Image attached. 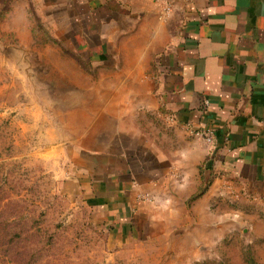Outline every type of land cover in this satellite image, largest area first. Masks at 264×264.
<instances>
[{"label": "crops", "instance_id": "1", "mask_svg": "<svg viewBox=\"0 0 264 264\" xmlns=\"http://www.w3.org/2000/svg\"><path fill=\"white\" fill-rule=\"evenodd\" d=\"M77 1L88 30L136 32L110 47L138 49L116 75L124 87L110 89L76 146L80 182L96 186L98 201L106 191L119 207L124 197L140 218L153 209L135 200L138 191L168 198L169 223H180L189 200L193 226L263 231L264 0H173L163 18L153 0ZM186 124L211 129L214 148Z\"/></svg>", "mask_w": 264, "mask_h": 264}, {"label": "rangeland", "instance_id": "2", "mask_svg": "<svg viewBox=\"0 0 264 264\" xmlns=\"http://www.w3.org/2000/svg\"><path fill=\"white\" fill-rule=\"evenodd\" d=\"M78 2L0 0V264H264V230L196 228L189 200L169 223L168 198L142 191L140 218L80 182L76 146L138 49L110 47L136 32L88 30Z\"/></svg>", "mask_w": 264, "mask_h": 264}, {"label": "built area", "instance_id": "3", "mask_svg": "<svg viewBox=\"0 0 264 264\" xmlns=\"http://www.w3.org/2000/svg\"><path fill=\"white\" fill-rule=\"evenodd\" d=\"M157 9L159 10L160 18L166 17L171 13L172 10V4L173 0H153ZM187 1V0H186ZM207 105V102L205 103ZM169 121L172 123L176 122L177 118L174 114H168L167 115ZM185 129L188 131V133L198 139L203 141V143L210 149L214 148L215 142H214V135L211 129L208 128H201V127H193L192 125L186 124ZM223 189H227L226 186H223Z\"/></svg>", "mask_w": 264, "mask_h": 264}]
</instances>
